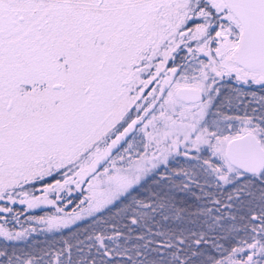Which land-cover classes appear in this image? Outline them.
Returning <instances> with one entry per match:
<instances>
[{
	"label": "snow or ice",
	"instance_id": "snow-or-ice-1",
	"mask_svg": "<svg viewBox=\"0 0 264 264\" xmlns=\"http://www.w3.org/2000/svg\"><path fill=\"white\" fill-rule=\"evenodd\" d=\"M0 264H264V0H0Z\"/></svg>",
	"mask_w": 264,
	"mask_h": 264
},
{
	"label": "trees",
	"instance_id": "trees-1",
	"mask_svg": "<svg viewBox=\"0 0 264 264\" xmlns=\"http://www.w3.org/2000/svg\"><path fill=\"white\" fill-rule=\"evenodd\" d=\"M45 213H48V214H51L52 212L49 210V209H43V210H37V211H34V212H32V213H29L30 215H44ZM21 221L24 223V226H26V227H28V226H33V225H31L29 222H27V220H26V217L25 216H21ZM8 227H10V228H15V229H19V227H20V225L19 224H8ZM38 239L41 241V242H43L45 239H46V237H44V236H41V237H38Z\"/></svg>",
	"mask_w": 264,
	"mask_h": 264
},
{
	"label": "rangeland",
	"instance_id": "rangeland-1",
	"mask_svg": "<svg viewBox=\"0 0 264 264\" xmlns=\"http://www.w3.org/2000/svg\"><path fill=\"white\" fill-rule=\"evenodd\" d=\"M37 194H39V193H37ZM17 207H19V206H17ZM45 209H49L51 212H54V209H51V208H45ZM70 209H71V206L66 210H70ZM35 211H37V210H35Z\"/></svg>",
	"mask_w": 264,
	"mask_h": 264
}]
</instances>
